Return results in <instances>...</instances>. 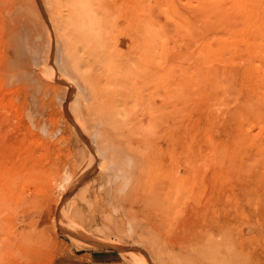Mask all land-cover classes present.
I'll list each match as a JSON object with an SVG mask.
<instances>
[{
    "label": "rangeland",
    "instance_id": "rangeland-1",
    "mask_svg": "<svg viewBox=\"0 0 264 264\" xmlns=\"http://www.w3.org/2000/svg\"><path fill=\"white\" fill-rule=\"evenodd\" d=\"M0 264H264V0H0Z\"/></svg>",
    "mask_w": 264,
    "mask_h": 264
},
{
    "label": "bare ground",
    "instance_id": "bare-ground-1",
    "mask_svg": "<svg viewBox=\"0 0 264 264\" xmlns=\"http://www.w3.org/2000/svg\"><path fill=\"white\" fill-rule=\"evenodd\" d=\"M222 2H223V1H222ZM197 3H198V2H197ZM220 3H221V1H220ZM204 4H205V3H204ZM232 5H233V4H232ZM203 6H204V5H203ZM232 7H233V6H232ZM199 8H200V7H199ZM206 8H207V7H206ZM219 8H220V7H219ZM203 10H204V9H203ZM205 10H206V9H205ZM205 10H204V11H205ZM229 10H230V8H229ZM204 11H203V12H204ZM215 11H216V10H215ZM230 11H231V10H230ZM232 11H233V10H232ZM204 15H206V14H204ZM219 15H220V14H219ZM223 15H224V14H223ZM226 18H227V17H226ZM235 20H236V19H235ZM226 21H227V20H226ZM228 22H229V21H228ZM232 22H233V21H232ZM104 58H105V57H104ZM130 64L133 65L134 62H133V63H130ZM136 64H137V63H135V65H136ZM135 65H133V66H135ZM131 67H132V66H131ZM135 73H136V68H135ZM144 74H145V73H144ZM144 74H143V75H144ZM145 75H146V74H145ZM143 77H144V76H143ZM110 81H111V80H110ZM112 82H113V81H112ZM154 87H155V86H154ZM157 88H158V87H157ZM156 91H157V90H156ZM159 93H161V95H162V92H158V94H159ZM111 112H112V111H111ZM84 234H85V233H84ZM85 235H86V234H85Z\"/></svg>",
    "mask_w": 264,
    "mask_h": 264
}]
</instances>
